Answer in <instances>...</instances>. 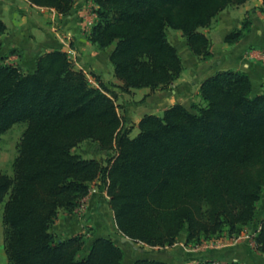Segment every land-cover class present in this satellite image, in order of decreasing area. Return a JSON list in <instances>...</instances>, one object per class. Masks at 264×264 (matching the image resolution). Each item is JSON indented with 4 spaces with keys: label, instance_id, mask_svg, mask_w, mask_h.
<instances>
[{
    "label": "trees",
    "instance_id": "1",
    "mask_svg": "<svg viewBox=\"0 0 264 264\" xmlns=\"http://www.w3.org/2000/svg\"><path fill=\"white\" fill-rule=\"evenodd\" d=\"M28 1L61 15L76 3ZM245 1L93 0L96 21L88 39L99 49L113 45L108 58L121 91L163 89L183 68L166 29L180 30L190 51L207 60L211 40L200 28ZM248 27L244 19L225 42H237ZM5 31L0 19V35ZM93 75L98 86L59 49L39 54L32 71L0 54V133L26 123L12 175L0 171L3 249L10 264H121L124 252L110 238H95L82 257L84 233L57 240L50 231L59 211L74 210L95 180L108 195L119 231L149 246H171L182 234L186 243L200 244L225 230L240 233L255 219L264 188V90L253 94L245 71L208 76L199 86L202 103L144 114L134 136L123 125L115 93ZM84 140L113 154L103 161L86 158L74 151ZM255 241L264 252V211ZM132 264L165 263L138 258Z\"/></svg>",
    "mask_w": 264,
    "mask_h": 264
},
{
    "label": "crops",
    "instance_id": "2",
    "mask_svg": "<svg viewBox=\"0 0 264 264\" xmlns=\"http://www.w3.org/2000/svg\"><path fill=\"white\" fill-rule=\"evenodd\" d=\"M92 2L76 0L72 12L61 15L53 8L37 6L28 0H0V19L6 25V31L0 35V54L24 71H32L39 54L56 49L66 51L75 68L82 69L86 75L93 73L107 87L114 84L116 87L112 88L113 91H121V81L114 76L108 58L113 45L99 49L88 39L89 30L96 20L95 13L88 8ZM261 6L262 0H246L227 6L208 27H201L200 31L212 43V56L207 60L198 58L190 51L180 30L167 28V37L180 56L182 71L167 88L151 90L142 87L132 89L130 93L121 91L128 103L124 124L130 123L133 129H138V122L144 114L161 115L164 109L176 103L187 108L194 103H202L199 95L201 82L219 70L245 71L251 81L252 93H261L264 90V13L260 10ZM244 19L249 21L246 33L233 44L225 42V36L239 28ZM94 84L97 85L95 79ZM117 99L115 97L116 104ZM120 109L123 108L118 107L119 114ZM100 195L102 198L98 199L96 191L90 188L88 195L74 210L59 211L50 231L57 240H61L91 229L92 234L89 235L93 239L107 237L119 245L124 252V260L128 252L122 244L128 241H123V236L120 237L121 242L114 238L119 230L102 188ZM182 236L184 240L185 235ZM195 250L198 258L264 264V252L253 246L248 236L243 234L236 238H221L211 246ZM165 256L160 254L150 258L164 261ZM0 260L3 264H10L6 255L1 256Z\"/></svg>",
    "mask_w": 264,
    "mask_h": 264
},
{
    "label": "rangeland",
    "instance_id": "3",
    "mask_svg": "<svg viewBox=\"0 0 264 264\" xmlns=\"http://www.w3.org/2000/svg\"><path fill=\"white\" fill-rule=\"evenodd\" d=\"M94 7H95L94 2H92L88 8L93 10ZM211 46H212V43H211ZM87 77L91 85L98 86V80L95 79L93 74L87 75ZM94 79L96 80L97 85L94 84ZM109 86L110 88L109 87L108 88L111 91H113L112 88L116 87L114 84H109ZM113 92L117 93V96L115 95V97L118 98L117 99L118 107L123 108V109H120V116L123 120V125L125 128H129L131 130L130 136H134L138 132V129L137 128L133 129L134 127H132L130 123L124 124V120H125L124 118L126 117L125 110L127 109L128 103L124 100L125 98L123 97V94L121 91L114 90ZM25 128H26L25 122H18V123H14L6 131L0 133V171L5 172L9 175H12V163L18 155V152H17L18 143H19V140ZM74 151L81 154L82 156L86 158H95V159L102 160V161L113 154L110 151H107V152L101 151L99 144L96 141H92V140H84L80 142L74 148ZM91 188L96 191L98 195L97 196L98 199L102 198V196L100 195L101 188H100L99 180H95L94 182H92ZM103 190H104V193H106L105 189ZM107 198H108V195H107ZM263 211H264V188L262 190L261 197L258 202V208H257L255 219L251 221L250 223L242 226L240 233H234L230 235L225 230L223 233L219 235V237H212L210 239L204 240L200 244H195L194 242L186 243L185 239L183 240L182 238L184 236L181 235L178 237L177 241L174 244H172L171 246H164V247L149 246V245H145L140 242H133V243L125 242L122 244V246L124 247V249H126L128 254L121 264H132L133 261L138 258H150V257L157 256L160 254L167 255V257L165 256L166 260L164 261L161 260L165 264H204L206 262H211L212 264H219L221 262L214 260V259H210V258L204 259L203 257L198 258L196 256L197 251L195 249L200 250L202 248H206L207 246H211L217 240H221V238H236L242 234L248 236V238L252 242V245L257 248L255 237L257 236V233L260 228V221L263 218ZM117 230L119 229L117 228ZM90 233L92 234L91 229H86L84 231V235L86 237V243L83 245L80 251V255H86V253H88L89 251L90 244L95 238H97L95 237L93 239V237L89 235ZM121 236L125 237L126 235L118 231L116 235H114V238L116 239V241L121 242L120 241ZM91 239L93 240L91 241ZM1 256L5 257V253L3 249L2 210H0V257ZM0 264H3L1 260H0Z\"/></svg>",
    "mask_w": 264,
    "mask_h": 264
},
{
    "label": "water",
    "instance_id": "4",
    "mask_svg": "<svg viewBox=\"0 0 264 264\" xmlns=\"http://www.w3.org/2000/svg\"><path fill=\"white\" fill-rule=\"evenodd\" d=\"M122 240H123V241H128V242H130V243H133V241H132L129 237H126V236L123 237Z\"/></svg>",
    "mask_w": 264,
    "mask_h": 264
}]
</instances>
